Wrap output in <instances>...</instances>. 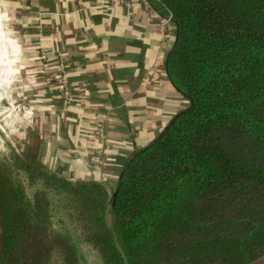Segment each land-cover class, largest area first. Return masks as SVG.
<instances>
[{"label":"trees","instance_id":"16d2710c","mask_svg":"<svg viewBox=\"0 0 264 264\" xmlns=\"http://www.w3.org/2000/svg\"><path fill=\"white\" fill-rule=\"evenodd\" d=\"M148 1L192 102L111 182L0 155V264H85L52 195L103 264H264V0Z\"/></svg>","mask_w":264,"mask_h":264},{"label":"crops","instance_id":"0c3cea01","mask_svg":"<svg viewBox=\"0 0 264 264\" xmlns=\"http://www.w3.org/2000/svg\"><path fill=\"white\" fill-rule=\"evenodd\" d=\"M3 2L27 41V100L37 107V160L73 177L111 182L128 155L151 142L181 109L179 93L164 67L172 25L163 32L158 13L122 1ZM3 19L0 10V89L12 73L4 60ZM41 49L50 52L48 57H40ZM55 50L64 56L73 88L66 110L57 84ZM157 114L163 115L155 122ZM96 122L107 133L101 166L88 161L91 148L99 145L88 134Z\"/></svg>","mask_w":264,"mask_h":264},{"label":"rangeland","instance_id":"374dc122","mask_svg":"<svg viewBox=\"0 0 264 264\" xmlns=\"http://www.w3.org/2000/svg\"><path fill=\"white\" fill-rule=\"evenodd\" d=\"M0 10L4 18L2 20L1 34L5 48L4 60L6 66L12 70L8 84L3 89H0V155L9 154L12 149H15L30 160H37L39 145L35 141L36 135L34 133L36 124L35 112L37 107L36 104H30L27 100L28 89L26 79L28 80V76L30 75L28 73L29 67L26 61L30 56H28L29 54H27L25 50V44L27 41L23 39L22 30L20 26L16 24L13 18L14 16H12L6 3H1ZM1 43L2 41L0 39V47ZM1 60H3L2 55H0V61ZM178 96V98H180V108L187 105V99L180 93ZM26 114H34L33 123L29 122ZM162 115L163 114H157V117L154 118L153 121L157 122ZM89 164L92 165L90 161ZM48 168L59 172L50 166ZM26 186L29 195H32L34 187L28 186L27 182ZM52 196L54 202L55 228L60 231L66 230L72 235L82 253L85 264H103L98 252L92 247V245L80 238L74 224L66 215V211L59 206L60 202L58 197L54 195ZM53 264L64 263L62 259L56 255L53 259Z\"/></svg>","mask_w":264,"mask_h":264},{"label":"built area","instance_id":"2783aa9c","mask_svg":"<svg viewBox=\"0 0 264 264\" xmlns=\"http://www.w3.org/2000/svg\"><path fill=\"white\" fill-rule=\"evenodd\" d=\"M109 2H116V1H122L127 6H132L135 4L142 5L145 9H152L151 5L148 0H108ZM161 26L162 31H166L170 25H172L171 16L169 17H162L161 18ZM40 57L43 59L48 57L49 51H45L43 49L40 50ZM55 56L58 59V72H57V84L61 91L62 96V105L63 109L66 110V108L71 104L73 101V88L71 86V82L69 80V73L67 70V64L64 60V56L61 52L58 50L54 51ZM37 111V109H36ZM26 117L28 118L30 123H33L34 121V114H26ZM92 136H94L97 141L99 142L98 147L91 148L89 153V161L94 166H101L104 161V152H105V144L107 142V133L104 128V126L100 122H96L93 126V128L90 129V132L88 133Z\"/></svg>","mask_w":264,"mask_h":264},{"label":"water","instance_id":"95a60500","mask_svg":"<svg viewBox=\"0 0 264 264\" xmlns=\"http://www.w3.org/2000/svg\"><path fill=\"white\" fill-rule=\"evenodd\" d=\"M186 98H188L191 102H192V99H191V96L190 95H187L186 96ZM178 114H176V116H177ZM161 135V133L159 134V136ZM155 140H153V142H154ZM153 142H151V143H153ZM135 153H137V152H133L129 157H128V160H127V163L130 161V159L135 155Z\"/></svg>","mask_w":264,"mask_h":264},{"label":"clouds","instance_id":"9594fccd","mask_svg":"<svg viewBox=\"0 0 264 264\" xmlns=\"http://www.w3.org/2000/svg\"><path fill=\"white\" fill-rule=\"evenodd\" d=\"M3 2V0H0V3H2Z\"/></svg>","mask_w":264,"mask_h":264}]
</instances>
